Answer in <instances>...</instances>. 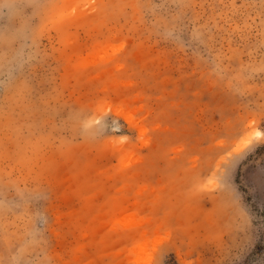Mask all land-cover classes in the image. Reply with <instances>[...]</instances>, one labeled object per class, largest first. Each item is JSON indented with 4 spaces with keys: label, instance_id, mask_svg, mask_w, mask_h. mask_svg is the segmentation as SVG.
I'll return each instance as SVG.
<instances>
[{
    "label": "rangeland",
    "instance_id": "rangeland-1",
    "mask_svg": "<svg viewBox=\"0 0 264 264\" xmlns=\"http://www.w3.org/2000/svg\"><path fill=\"white\" fill-rule=\"evenodd\" d=\"M0 264H264V0H0Z\"/></svg>",
    "mask_w": 264,
    "mask_h": 264
}]
</instances>
